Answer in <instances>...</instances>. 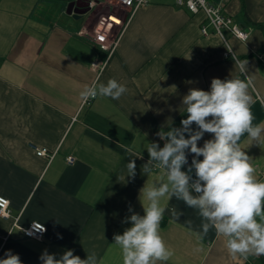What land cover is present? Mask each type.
Wrapping results in <instances>:
<instances>
[{"label":"crops","instance_id":"1","mask_svg":"<svg viewBox=\"0 0 264 264\" xmlns=\"http://www.w3.org/2000/svg\"><path fill=\"white\" fill-rule=\"evenodd\" d=\"M73 1L0 0V196L11 211L10 218L0 216V259L11 250L23 264H42L45 249L57 258L73 249L81 259L95 252L98 264H123L114 234L131 227L122 223L129 206L144 215L148 201L141 197L142 205L140 190L166 181L162 170L142 172L148 144L163 147L157 133L186 113L182 99L190 88L210 91L213 78H251L253 124H264V0H209L224 4L248 31L245 41L228 29L220 36L204 12L177 0H149L116 27L110 54L82 36L92 25L68 13ZM230 51L248 61L246 73L233 55L226 57ZM109 79L127 91L117 100L97 95L84 106L85 88ZM211 138L205 133L198 146ZM240 143L264 180V143L249 146L247 134ZM121 145L143 157L136 158L133 180L119 179L132 159ZM160 203L167 209L160 234L173 255L157 264H260L263 255L231 256L215 229L197 235L201 218L184 202L165 196ZM174 206L184 213L178 221ZM33 222L47 227L42 240L25 236Z\"/></svg>","mask_w":264,"mask_h":264},{"label":"clouds","instance_id":"2","mask_svg":"<svg viewBox=\"0 0 264 264\" xmlns=\"http://www.w3.org/2000/svg\"><path fill=\"white\" fill-rule=\"evenodd\" d=\"M236 63L241 73L248 71V61ZM251 86V78H213L210 91L190 88L182 99L187 118L181 120L180 127L157 133L164 141L163 147L157 142L148 144L149 159L142 166V172L151 174L154 168L162 170L166 181L154 182L140 190V200L143 197L148 201L144 206L141 200L144 215L135 213L129 206L131 215L122 223H130L131 227L123 234H114L115 244L122 250L123 264H157L172 257L173 252L160 234L167 210L160 201L165 196L169 200L175 197L196 210L202 229L197 235L202 238L210 229H215L218 236L226 238L231 256L264 255V180L257 178L252 158L240 143L245 134L249 146L264 143V124H253ZM126 91L124 85L109 79L106 85L87 86L82 95L117 100ZM205 133L212 138L198 146ZM125 151L132 159L126 164L127 175L119 179L133 180L136 158L143 157L130 147H125ZM189 153L192 154L191 164ZM186 165L187 170H182ZM170 212L175 221L184 215L175 206ZM186 223L191 228L192 221ZM5 257L0 259V264H23L19 255L11 250L5 252ZM39 259L42 264H98L95 252L81 259L74 255L73 249L64 251L59 258L45 249Z\"/></svg>","mask_w":264,"mask_h":264},{"label":"built area","instance_id":"3","mask_svg":"<svg viewBox=\"0 0 264 264\" xmlns=\"http://www.w3.org/2000/svg\"><path fill=\"white\" fill-rule=\"evenodd\" d=\"M89 12L85 15L90 20V28L81 32L82 36L87 38L98 48L112 53L117 44L116 27H122L131 16L139 9L148 6L149 0H84ZM177 4L189 9L192 13L197 14L204 12L209 24L215 29L216 33L223 37L225 29L230 30L233 35L240 40H247L248 31L236 24L232 17L225 14L224 4H213L209 0H177ZM107 13L101 15L102 11ZM112 16L120 19V23L113 20ZM115 27V29H114ZM204 34H207V28L203 27ZM232 52H227L226 57H232ZM237 60V57L233 55ZM259 58L264 61V54H260ZM238 61V60H237ZM104 65H102L103 67ZM95 98V97H94ZM94 98H86L84 106L90 105ZM39 156H47L46 150H37ZM67 162L73 164L75 159L68 157ZM0 216L2 218H10V202L8 199L0 196ZM27 238L42 240L46 233L47 227L40 222H33L23 229Z\"/></svg>","mask_w":264,"mask_h":264},{"label":"water","instance_id":"4","mask_svg":"<svg viewBox=\"0 0 264 264\" xmlns=\"http://www.w3.org/2000/svg\"><path fill=\"white\" fill-rule=\"evenodd\" d=\"M88 12L89 7L84 0H74L68 7V13L77 20L83 18Z\"/></svg>","mask_w":264,"mask_h":264},{"label":"trees","instance_id":"5","mask_svg":"<svg viewBox=\"0 0 264 264\" xmlns=\"http://www.w3.org/2000/svg\"><path fill=\"white\" fill-rule=\"evenodd\" d=\"M185 118H187V113H185L184 115H182L181 117H179L174 123H173V125L171 126V127H180L181 126V120L182 119H185ZM196 126L195 125H193V128H195ZM260 264H264V255H263V257L261 258V262H260Z\"/></svg>","mask_w":264,"mask_h":264},{"label":"bare ground","instance_id":"6","mask_svg":"<svg viewBox=\"0 0 264 264\" xmlns=\"http://www.w3.org/2000/svg\"><path fill=\"white\" fill-rule=\"evenodd\" d=\"M112 18H113V20H114V21H116V22L120 23V21H119L120 19H119V18H117L116 16H112Z\"/></svg>","mask_w":264,"mask_h":264},{"label":"rangeland","instance_id":"7","mask_svg":"<svg viewBox=\"0 0 264 264\" xmlns=\"http://www.w3.org/2000/svg\"><path fill=\"white\" fill-rule=\"evenodd\" d=\"M105 13H107L106 10L102 11L101 15H104ZM114 29H115V27H114ZM116 32L118 33V30H116Z\"/></svg>","mask_w":264,"mask_h":264}]
</instances>
